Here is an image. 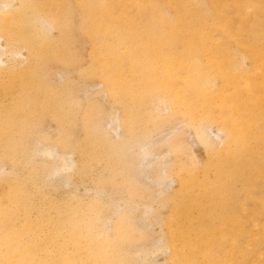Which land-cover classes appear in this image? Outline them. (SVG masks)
Listing matches in <instances>:
<instances>
[{
  "label": "rangeland",
  "instance_id": "1",
  "mask_svg": "<svg viewBox=\"0 0 264 264\" xmlns=\"http://www.w3.org/2000/svg\"><path fill=\"white\" fill-rule=\"evenodd\" d=\"M3 1L46 52L0 73V264H264V0Z\"/></svg>",
  "mask_w": 264,
  "mask_h": 264
},
{
  "label": "bare ground",
  "instance_id": "2",
  "mask_svg": "<svg viewBox=\"0 0 264 264\" xmlns=\"http://www.w3.org/2000/svg\"><path fill=\"white\" fill-rule=\"evenodd\" d=\"M2 5L4 6H7L9 5V3L7 2H0V31H5L7 32V45H5L4 50L1 51V48L0 47V56L1 54H5L7 55V61H0V64H6L5 66L3 65H0V73L2 71H8L10 74H13V71L14 69H16V65L17 63L23 61V60H26L27 58L25 57V59L23 60H19L18 58H16L17 54H18V51L17 49L15 48H11V45L12 44H15L17 42H20V43H23L24 44V47L28 50V55L29 56H33V57H43L45 52H46V48L40 44H37L36 42H32V41H27V39L23 36H21L19 33H16V32H13V31H10L12 28V26L14 24H16V20L18 18V15L13 12V10H11L10 8H6L5 10L2 9ZM89 4H85V7H88ZM39 11V10H38ZM40 17V16H39ZM86 23L85 25L87 24H91L92 23V17H91V14L89 13L88 9L86 10V14L84 16V19H83ZM151 20V19H150ZM19 22V21H18ZM45 27V26H44ZM2 36H0L1 38ZM145 42L148 43V45H146L148 47V50L147 52L149 53L148 54V57H149V60L148 62L146 63V65H151L153 64V60H156L157 58L155 57V54H157V49H158V44H162L161 42V39H156V38H144ZM199 45V44H198ZM1 46V45H0ZM122 48V47H121ZM200 54V53H199ZM147 55V54H146ZM158 55V54H157ZM159 56V55H158ZM159 58V57H158ZM218 68V67H217ZM216 69V68H215ZM29 72V71H28ZM27 73L23 72L21 73V78H24V75H26ZM204 79V78H203ZM22 80V79H21ZM205 80V79H204ZM156 82H158L157 80H154V79H150L148 76L145 77V80L143 82V86H144V89H149L153 84H156ZM140 87L142 88V86L140 85ZM28 87L25 88V91H27ZM195 94V93H194ZM30 94H28L29 96ZM196 95V94H195ZM30 99H32V96H29L26 98L27 101H30ZM162 100V99H161ZM214 101V100H213ZM43 102V99L41 98V100L39 101V103H42ZM34 111V110H33ZM112 121H118L120 122V119L117 118L116 120L113 118ZM9 123V122H8ZM10 123H12V120H10ZM109 123V122H108ZM115 123V122H114ZM193 128V127H192ZM220 131V130H219ZM222 132V131H221ZM220 132V133H221ZM197 134V138L198 140L206 147L208 148L209 147V140L200 132H196ZM221 141L223 142L222 138H220ZM139 153H140V158H141V161H144L146 157H148L149 155V152L146 151V147L145 145H142L140 144L139 145ZM37 150V149H36ZM233 151H230L229 152V149L227 150V152H221V151H216L214 152L213 156L220 160V161H225L228 157H233V154H232ZM37 153V152H36ZM38 153H41L40 155L42 156V154L44 155V157L46 159H50V160H55V165L51 168L50 170V176H58L59 178L57 179H60L61 178H64L61 182L58 180V182L60 183H63V184H67L69 182V179H70V175L73 174L74 172V163H73V159H71V156L69 155H65L64 156H59L57 159H55V152H54V149L51 148V146H44L43 148H41ZM257 154V153H256ZM191 155V154H190ZM149 158V157H148ZM144 159V160H143ZM147 159V158H146ZM140 161V162H141ZM248 162V161H247ZM151 162H147L146 164H144V168H143V172H145L147 170V166L150 164ZM140 164V163H139ZM138 168V167H137ZM142 168V167H141ZM146 168V170H145ZM163 169V168H162ZM232 169H235V166L232 168ZM255 169V168H254ZM249 170V169H248ZM141 171V172H142ZM162 171V170H161ZM147 172V171H146ZM162 173H165V171ZM256 173V172H255ZM241 175V174H240ZM167 177L166 174H163V178L164 177ZM220 177V176H219ZM51 179V178H50ZM167 179V178H166ZM222 179V178H221ZM157 180V179H156ZM155 180V181H156ZM163 181V180H162ZM245 181V180H244ZM164 182V181H163ZM162 185V184H161ZM164 185V184H163ZM221 185V184H220ZM249 185V184H248ZM165 186V185H164ZM231 186V185H230ZM161 187V186H160ZM187 187V186H186ZM185 186H181V189L183 188V190H181V193L185 192L188 188H186ZM233 188V187H232ZM164 189V188H163ZM161 190V189H160ZM163 192V191H161ZM198 192V191H197ZM177 194V193H176ZM215 194V192H212V196ZM192 196V195H191ZM196 196V195H194ZM221 197V196H220ZM200 199V198H199ZM201 201V200H200ZM220 207V206H219ZM179 209V208H178ZM187 210V209H186ZM201 210V209H200ZM199 213V212H198ZM210 213V211H209ZM209 217V216H208ZM207 217V218H208ZM203 220V219H202ZM188 221V220H186ZM211 225V223H210ZM213 225V224H212ZM20 232V231H19ZM19 232H13V231H10L8 232L4 237L0 238V247L1 246H5V251L4 253L7 255L5 258L8 259V261L11 260V258H14L15 256L13 255V252H14V249H15V245H16V242L18 241V237L17 235L19 234ZM218 234V233H217ZM181 241V240H180ZM155 243V242H154ZM20 244V243H19ZM17 247V245H16ZM170 247V246H169ZM161 249V248H160ZM159 249V251H160ZM184 249V248H183ZM203 249V248H202ZM166 250V249H165ZM185 250V249H184ZM158 251V250H157ZM156 252V251H155ZM156 254V253H155ZM0 257H3L2 254L0 253ZM4 258V257H3ZM16 260H19V259H16ZM151 260H154V259H151ZM152 261H150L151 263ZM160 263V262H159ZM247 264V262H246Z\"/></svg>",
  "mask_w": 264,
  "mask_h": 264
}]
</instances>
